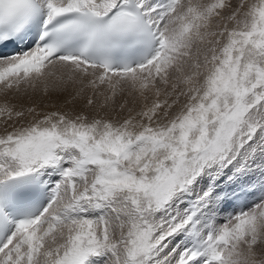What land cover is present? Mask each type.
I'll use <instances>...</instances> for the list:
<instances>
[{"label": "snow or ice", "instance_id": "1", "mask_svg": "<svg viewBox=\"0 0 264 264\" xmlns=\"http://www.w3.org/2000/svg\"><path fill=\"white\" fill-rule=\"evenodd\" d=\"M0 264H264V0H0Z\"/></svg>", "mask_w": 264, "mask_h": 264}, {"label": "rangeland", "instance_id": "2", "mask_svg": "<svg viewBox=\"0 0 264 264\" xmlns=\"http://www.w3.org/2000/svg\"><path fill=\"white\" fill-rule=\"evenodd\" d=\"M122 97H117L116 103L117 105L122 102ZM13 102L17 104H22L25 108L31 106L36 107L38 110L42 105L58 103L56 100H49L47 97H43L41 93L30 94L28 96H24L21 99L14 100ZM129 102L131 103V98L129 97ZM139 105H137L138 107ZM51 110V109H48Z\"/></svg>", "mask_w": 264, "mask_h": 264}]
</instances>
